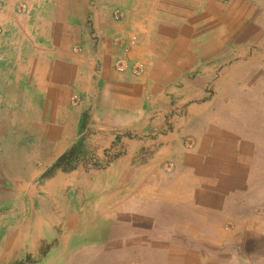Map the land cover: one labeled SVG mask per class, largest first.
Listing matches in <instances>:
<instances>
[{
    "label": "crops",
    "instance_id": "1",
    "mask_svg": "<svg viewBox=\"0 0 264 264\" xmlns=\"http://www.w3.org/2000/svg\"><path fill=\"white\" fill-rule=\"evenodd\" d=\"M77 260L264 264V0H0V264Z\"/></svg>",
    "mask_w": 264,
    "mask_h": 264
},
{
    "label": "built area",
    "instance_id": "2",
    "mask_svg": "<svg viewBox=\"0 0 264 264\" xmlns=\"http://www.w3.org/2000/svg\"><path fill=\"white\" fill-rule=\"evenodd\" d=\"M220 2H223V3H226L228 2L229 0H218ZM114 18L116 20H120L122 18V12L120 10H116L114 12ZM136 43V38L133 37L131 38V40H129V45H134ZM118 68L119 70H124L127 68V63H126V60L125 59H122V60H119L118 62ZM146 64L145 62L141 61V60H137L136 63L134 64V67H133V72L137 73V74H140V73H144L145 74V71H146ZM77 97H74V100L77 102Z\"/></svg>",
    "mask_w": 264,
    "mask_h": 264
},
{
    "label": "rangeland",
    "instance_id": "3",
    "mask_svg": "<svg viewBox=\"0 0 264 264\" xmlns=\"http://www.w3.org/2000/svg\"><path fill=\"white\" fill-rule=\"evenodd\" d=\"M77 259H78V258H77ZM91 261H93V258H91ZM76 264H78V260H77Z\"/></svg>",
    "mask_w": 264,
    "mask_h": 264
}]
</instances>
